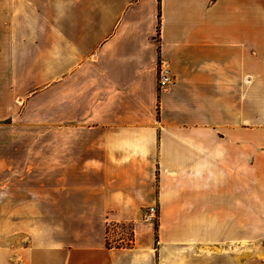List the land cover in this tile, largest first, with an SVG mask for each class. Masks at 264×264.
Returning a JSON list of instances; mask_svg holds the SVG:
<instances>
[{"label": "crops", "instance_id": "0c3cea01", "mask_svg": "<svg viewBox=\"0 0 264 264\" xmlns=\"http://www.w3.org/2000/svg\"><path fill=\"white\" fill-rule=\"evenodd\" d=\"M4 121L55 142L48 177L0 161L6 228L32 238L0 264H255L264 0H0ZM106 221L132 245L106 247Z\"/></svg>", "mask_w": 264, "mask_h": 264}, {"label": "rangeland", "instance_id": "374dc122", "mask_svg": "<svg viewBox=\"0 0 264 264\" xmlns=\"http://www.w3.org/2000/svg\"><path fill=\"white\" fill-rule=\"evenodd\" d=\"M17 124V123H15ZM25 129V131H23ZM21 126L8 127V122L4 121L0 123V161L1 163H6L9 159L16 166V176L23 175V166H29V170L26 171L27 175L30 177H48L53 175V146L55 142V137L53 133L47 132L45 135L38 136V128H23ZM50 133V134H49ZM15 146V149H12ZM20 147V148H19ZM30 150V151H29ZM24 151L30 152L28 154ZM0 168V194H5L7 186L4 184L5 179L8 176V169L6 165ZM18 168V169H17ZM18 172V173H17ZM33 187H35L33 185ZM42 188L52 187L49 184L41 186ZM0 245L9 246L15 245L16 247L31 241L30 234H23L22 232H8L6 228L7 218H6V198L0 195ZM33 221L36 217H29ZM41 223L46 225L54 223V217H41L38 218ZM140 223H144L138 220ZM107 222V221H106ZM105 222V226H106ZM122 223V222H119ZM156 224V223H155ZM150 224V225H155ZM260 224V222H256ZM112 224L110 227L114 226ZM119 225V224H117ZM125 226V225H124ZM108 228V230L110 229ZM116 229L117 234H122L130 232V228L133 224L127 223L126 227L118 226ZM44 229H47L46 227ZM106 230V227H105ZM104 230V231H105ZM264 251V236L262 233L256 234L255 239V264H264V258L261 253Z\"/></svg>", "mask_w": 264, "mask_h": 264}, {"label": "built area", "instance_id": "2783aa9c", "mask_svg": "<svg viewBox=\"0 0 264 264\" xmlns=\"http://www.w3.org/2000/svg\"><path fill=\"white\" fill-rule=\"evenodd\" d=\"M157 73H158V79H157V86L158 90H165L172 82L170 71L167 66L162 65L161 63L157 66ZM156 207L150 206L148 207L143 215L140 217V221L146 223V224H155L156 222ZM114 226L110 227L112 224ZM122 227H126L127 223H119L114 221H107L106 222V230L104 231V242L106 244V247L108 248H127L130 247L133 243V234H134V227L130 228V232L128 231L127 234H117L116 229H119V225ZM130 224H133L130 223ZM125 225V226H124ZM110 229L108 230V228Z\"/></svg>", "mask_w": 264, "mask_h": 264}]
</instances>
